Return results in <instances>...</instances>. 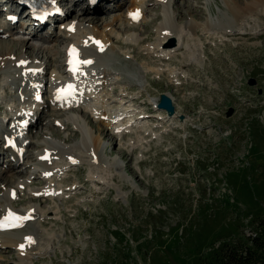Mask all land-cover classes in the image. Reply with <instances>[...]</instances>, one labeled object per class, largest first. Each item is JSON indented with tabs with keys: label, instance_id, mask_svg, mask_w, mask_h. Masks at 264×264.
I'll return each mask as SVG.
<instances>
[{
	"label": "rangeland",
	"instance_id": "374dc122",
	"mask_svg": "<svg viewBox=\"0 0 264 264\" xmlns=\"http://www.w3.org/2000/svg\"><path fill=\"white\" fill-rule=\"evenodd\" d=\"M54 1L65 12L64 20L37 28L23 12L13 26L23 38L30 33L54 37L47 49H39L3 36L9 28L8 10L17 7L0 0V67L5 59L14 60L18 52L36 68H44L46 72L36 75L38 80L61 79L65 76L62 55L68 44L72 42L82 51L91 45L84 38L79 46L77 38L65 33L66 23L81 30L79 37L83 30L97 27L110 35V48L102 53L106 59L77 82L98 84L95 98L89 100H97L103 110H126L114 117L121 125L115 132L107 120L93 116L89 107L63 109L52 104L48 100L51 88L46 86L42 111L36 115L41 121L36 120L23 136L29 143L22 147L21 154L26 152L23 161L17 169L0 175V206L13 188L17 194L7 207L18 212L30 208L38 217L9 231L20 235L26 251L0 242V264H186L182 261L185 246H204L203 238L214 228L236 219V205L239 216L247 210L244 201H234L242 183L238 177H264V0L236 33L218 27L208 32L205 25L226 22V4L231 0H168L167 14L175 27L193 25L183 41L185 47L179 43L168 60L150 49L155 47L157 29L164 21L160 1L145 0L144 20L136 24L121 19L133 0H105L86 14L81 11L85 0ZM254 1L239 0V6ZM186 49L195 50L196 55H188ZM94 50L101 52L98 47ZM8 67L0 71L2 171L14 159L3 148L1 132L12 129L14 123L11 120L5 127V117L18 115L26 106L33 108L30 102H21L17 88L21 84L19 90L27 93L29 87H35L26 83L23 67L17 66L22 69L20 77L14 67L7 71ZM104 67L118 80L95 81L100 75L91 74L106 70ZM250 79L256 81L254 86L248 85ZM162 93L172 99L173 121L153 103ZM88 97L91 92L83 96L84 102L88 103ZM229 109L233 114L226 117ZM127 118L132 122L121 124ZM116 121L110 124L118 127ZM83 122L87 137L78 128ZM95 139L104 167L101 174L92 165L97 156L89 158ZM45 147L61 156H53L43 167L38 157ZM69 158L75 162L67 163ZM48 169L51 171L42 172ZM225 204L231 206L229 213L217 212ZM243 229L249 234L248 226Z\"/></svg>",
	"mask_w": 264,
	"mask_h": 264
},
{
	"label": "bare ground",
	"instance_id": "6f19581e",
	"mask_svg": "<svg viewBox=\"0 0 264 264\" xmlns=\"http://www.w3.org/2000/svg\"><path fill=\"white\" fill-rule=\"evenodd\" d=\"M43 1H47V2H50L51 0H43ZM86 1V0H85ZM104 1V0H103ZM159 1H160V3H159ZM168 0H157V3H159V4H161L162 5V7H163V9H164V14H163V18H164V21L162 22V24L159 26V28L157 29V35H158V39L156 40L155 39V47H151L150 49H152V51L154 50V51H156L157 53H158V57L160 58V59H163V60H168L170 57H172V55H175L174 54V52L176 51V48L179 46V43H181V45H182V47H185V44H184V39H185V36H187L188 34H190V32H192V30H193V25L192 24H189V25H185V26H181V27H175V25L173 24L174 23V20H173V23H172V19L170 18V16L167 14V10H168V8H167V6H166V2H167ZM170 1V0H169ZM168 1V2H169ZM262 1L263 0H257V1H254V2H250L249 4H245L244 6H239V0H231L230 2H226L227 4H226V9H227V14H228V16L226 17V18H229L226 22L224 21V20H221L220 22V24L218 25V24H216V25H211V24H205L206 25V27H207V31L208 32H212L213 31V28H215L216 29V27H218V29H232L231 31H233V33H236V32H240L242 29H241V24L243 23L242 21L248 16V15H252V13H254L256 10H258V8H259V6H260V4L262 3ZM145 2V0H133L132 1V6H131V8L130 9H128L127 10V15H125L124 16V18L122 17L121 19H122V22L123 23H125V22H127V23H132V24H134L133 23V19H131L130 17H129V13H131V12H135L137 9H139V11H140V16H141V18L143 19L144 17H143V13H144V3ZM150 2V1H149ZM167 2V3H168ZM87 3V2H86ZM153 3H155V2H153ZM156 3V4H157ZM174 3H176V2H174ZM79 4V2L77 1V3L75 2L73 5H78ZM167 5H169V4H167ZM241 5V4H240ZM175 6V5H174ZM172 7V6H171ZM177 9V8H176ZM176 9H174V10H176ZM81 11L83 12V13H89V11H90V9H89V6L88 5H86V6H82L81 7ZM147 11V10H146ZM66 15V14H65ZM64 15V16H65ZM175 15V14H174ZM13 16V15H12ZM14 17V16H13ZM172 17V16H171ZM64 17H62V19H63ZM121 19H119L120 21H121ZM141 19V20H142ZM174 19V18H173ZM64 20V19H63ZM144 20V19H143ZM118 21V20H117ZM223 22V23H222ZM33 23V22H32ZM69 23L70 22H67L66 23V25L64 26V29H65V33L69 36V37H71V38H73V39H75L76 40V38H77V43H79V46H80V41L81 40H83L84 38H88V41L89 40H91V42H93V43H91L92 44V46L93 47H89V49L87 50H85V51H81V50H79L78 49V47H73V46H68L67 47V49H66V51L63 53V55H62V58H63V60H62V63L64 64V66H66V67H69V66H71L72 64H70L69 63V61L70 60H72L73 61V57L74 56H76L77 55V53H76V51H75V53L72 55V56H70L69 55V51H70V49H72V47L73 48H76L77 49V52H78V58L80 59V60H87L88 59V57H87V55L88 56H90V57H93L94 58V60H90L91 61V63H87V64H80V65H78V68H84V69H86V68H92L93 66H96V64H99V63H101L102 61H104L105 59H106V57H105V55L104 54H102L103 53V50L105 49V48H107V49H109L110 48V46H109V44H110V42H109V40H110V35L109 34H106V33H104L103 31H100V30H98L97 29V27L95 28V27H92V28H89V29H85L86 31H82V33L84 34L82 37H79V36H81L80 34H78V31L80 30V29H77L75 26H72L71 27V31L69 30V28L70 27H67L68 25H69ZM121 24V23H120ZM111 29V28H110ZM114 29V28H113ZM81 31V30H80ZM79 31V32H80ZM112 31V30H111ZM207 31H206V33H207ZM215 31V30H214ZM213 31V32H214ZM114 32V31H113ZM212 32V33H213ZM108 33V32H107ZM3 34H6V36H9L10 38H13V40H15V41H17L16 43H18V44H20L21 46H25V45H27V46H29V47H38L39 49H41V48H48L49 46H50V44H52V42H53V38L54 37H52L51 35L50 36H41V35H38L37 33H33V34H29L28 35V37H25V38H23V37H20V35H24V34H20V32L19 31H16L14 28H12V27H9L8 28V30H6V31H4L3 32ZM239 34H241V33H239ZM208 35H209V33H208ZM214 35V34H213ZM3 36H5V35H3ZM54 36H56V34L54 35ZM133 36V35H132ZM130 37V36H129ZM131 38V37H130ZM172 38H177V40H175L176 41V45L174 46V47H172V48H167V47H165L166 46V44H167V42L169 41V39H172ZM249 38H251V37H249ZM133 40V39H132ZM74 41V40H73ZM99 42V45L101 46V47H98V48H100L101 49V52H99V53H97L96 52V50H94L95 48H96V45L97 44H94V43H96V42ZM134 41V40H133ZM14 42V41H13ZM76 42V41H75ZM3 43V42H2ZM8 44H10V43H8ZM23 44V45H22ZM4 45H6L5 43H4ZM8 46V45H7ZM10 46V45H9ZM48 46V47H47ZM108 46H109V48H108ZM227 46V45H226ZM22 49V48H21ZM187 50V49H186ZM17 51V50H16ZM38 51H40V50H38ZM26 52V51H25ZM24 52V53H25ZM187 53H188V55L190 54L191 56L192 55H196L195 54V50H187L186 51ZM15 55H16V57H15V59L14 60H9V59H5L2 63H3V66H2V68L0 67V71L1 70H5V68H7L8 66V69H7V71L10 69V67H11V69L14 67V71H16L17 73H18V75H19V77H20V70H22V69H20V68H17V66H19V65H23V64H21V61H26V59L27 58H25L24 56H20V54L18 53V52H15L14 53ZM28 54V53H27ZM26 54V55H27ZM104 55V56H103ZM186 55V54H185ZM187 56V55H186ZM190 58V57H189ZM192 58H194L195 59V57H192ZM198 58V57H197ZM196 58V59H197ZM192 60V59H191ZM189 61H190V59H189ZM35 62V61H34ZM55 65V64H54ZM53 65V66H54ZM56 66V65H55ZM63 66V67H64ZM29 67H33V68H36V67H34V66H31V65H27L26 67H23V68H29ZM65 68V67H64ZM105 68V67H104ZM146 68V67H145ZM157 68V67H156ZM106 70H102V71H100V72H97L96 74H92V76H94V75H100L99 77H97V78H95L94 80L96 81V79H103V82L102 83H104V82H106V81H109V80H111V81H114V80H118V76H115L114 74L112 75V73L111 72H109V71H107V68H105ZM147 69V68H146ZM150 69V68H149ZM169 69V68H168ZM13 70V69H12ZM148 70V69H147ZM152 70H154V69H152ZM170 70V69H169ZM178 70V69H177ZM94 71V70H93ZM160 71L161 70H159L158 68L156 69V72L158 73H160ZM39 72V71H38ZM57 72V71H56ZM73 71H71V72H69V73H72ZM1 73H5V72H1ZM40 73V72H39ZM164 74V73H163ZM158 75V74H157ZM26 76H29V75H26ZM168 77V76H167ZM169 77H172V76H169ZM61 79H64V77L63 78H61ZM169 79V78H168ZM172 79V78H171ZM17 82H18V80H16ZM19 81H21V80H19ZM54 81H56V80H54ZM69 81V80H68ZM67 81V82H68ZM202 81V80H201ZM101 82V81H100ZM172 82V81H171ZM26 83H28V82H26ZM25 83V84H26ZM46 83V82H45ZM116 83H118V82H116ZM115 83V84H116ZM55 84H57V83H55ZM60 86H64V85H60ZM204 87V86H203ZM35 95H38V94H35ZM166 95H168V94H166ZM169 96V95H168ZM29 101L32 103V105H37L38 106V109H39V107H40V105L38 104V103H35L34 101H33V99L30 97L29 98ZM156 102H158V100H154V102L153 103H155V105H156ZM90 108L89 109V112L91 111V114L93 115V116H97V117H99V119L101 120L102 118V115L105 117V119L103 120V121H105V120H107V124L108 125H110L111 127H110V130H116V127H113L111 124H110V121H112V118H113V115L114 114H116V110H113V111H110V110H106V109H104V110H102V106L101 105H98V102H97V100H94L93 102H91V103H89L88 104V106L86 107V108ZM38 109H37V111H38ZM95 110H97L98 112H94ZM124 110H126V109H124ZM124 110H119V113H121V112H124ZM36 111V112H37ZM36 112H35V114H36ZM86 115V114H85ZM90 116V114H88V117ZM101 116V117H100ZM40 117L41 116H39L38 117V119L36 118V120H37V123L38 122H40L41 121V119H40ZM93 118V117H92ZM176 118V114L174 115V116H172V117H170V118H167L169 121H173L174 119ZM133 119H134V117H133ZM36 120H35V122L33 123V122H29V124H32V125H35V123H36ZM130 122H132L131 121V119H125V120H123L122 122H121V124H125V125H127V124H129ZM116 123L119 125V126H121L120 125V123L119 122H117L116 121ZM76 124V123H75ZM83 125H80V126H78V125H76V127L78 126V128L80 127L82 130H84L86 133H85V136L87 137L88 135V133L89 132H87L86 130H85V128L83 127V126H86V125H84V122L82 123ZM87 124V123H86ZM32 125H30V126H32ZM107 126V125H106ZM151 129V128H150ZM103 130H105L104 128H103ZM29 131H30V129H29ZM146 132V131H145ZM91 133V132H90ZM13 134V133H12ZM12 134L10 135L11 137H12ZM8 137V136H7ZM91 139H92V137H91ZM12 138H10L9 140H8V142L9 143H12ZM34 141V140H33ZM93 142H94V144H93V146H94V149L93 150H90L89 151V153H90V156H89V158H96V156H97V145L99 144L98 143V140H92ZM4 143H6V140L3 138V144ZM32 143H34V142H32ZM46 145V144H45ZM43 146V145H42ZM83 146H84V148H85V150H89V147H87V146H85V144H83ZM3 148L6 150V151H9L12 155H14L15 153H14V148L9 144L8 146H3ZM47 150H53L52 148H50V147H46V149L44 150L43 149V151L39 154V157L38 156H36V158H35V161H36V159H37V157H38V160H39V162H41V161H43V160H41V157H43V156H45V155H49L50 157H51V151L50 152H48ZM47 151V152H46ZM53 152V156H55V155H57V156H61V155H58V153H55L54 151H52ZM27 153H28V151H27ZM61 153V152H60ZM59 153V154H60ZM63 153H65V152H63ZM62 153V154H63ZM69 153V152H68ZM70 155V154H69ZM94 157H93V156ZM52 156V157H53ZM65 156H66V154H65ZM27 157H31V156H27L26 155V158ZM71 157V156H70ZM71 158H73V156L71 157ZM76 158V157H75ZM62 159V158H61ZM64 159V158H63ZM66 159V158H65ZM70 159V158H69ZM97 161H95V163H92V165H95L96 167H94V171H95V173H96V171H98V174H101L102 173V170H103V164L99 161L100 159L98 158V156H97ZM68 160V159H67ZM23 161V160H22ZM101 161H102V159H101ZM14 162V163H13ZM70 162V160H68V162L67 163H69ZM64 163V162H63ZM62 163V164H63ZM66 163V162H65ZM104 163V162H103ZM17 165H20V158H18V157H16L15 155H14V159H11L10 161H9V163L7 164V166L3 169V171H2V169H0V175L2 176V175H4V174H7V173H10V172H12L14 169H17L18 167H16ZM41 165L43 166V167H45V166H47L48 164L47 163H41ZM65 165V164H64ZM63 165V166H64ZM67 165V164H66ZM70 165V164H69ZM43 169V168H42ZM45 169V168H44ZM42 171V170H41ZM45 171H48V172H50L51 170L50 169H48V170H43L42 172H45ZM94 173V172H93ZM41 174V173H40ZM47 173H44V176H47L46 175ZM10 175V174H9ZM12 175V174H11ZM91 177L93 176L92 174L90 175ZM5 177V176H4ZM12 177V176H11ZM97 178L99 177V176H96ZM2 178V177H1ZM105 179V178H104ZM10 180V179H9ZM51 182V181H50ZM23 184V183H22ZM19 185H21V184H19ZM18 184H17V187L19 186ZM9 194H10V189H9V191H8V194H6V200H5V204H2L1 206L3 207V209H2V213L3 212H5V213H7L9 210L6 208V206L9 204V203H11V200L9 199ZM0 206V207H1ZM1 213V214H2ZM17 214H19V215H21V216H27L28 218H30L31 220L32 219H35V218H37L38 217V215L36 214V212H35V210H33V209H30V208H27V210L26 211H24V212H17ZM20 237V235H15L13 232H1L0 233V239H1V243L3 244V245H6V246H14V247H17V248H20L19 250H22V251H26L27 250V247L25 246L26 245V243H25V245H24V240L22 239V238H19ZM36 244H37V242H36ZM35 244V245H36ZM1 245V244H0ZM21 245H23V248H21ZM42 246H44L43 244H42ZM30 248H33V246H31ZM29 253V252H28Z\"/></svg>",
	"mask_w": 264,
	"mask_h": 264
},
{
	"label": "trees",
	"instance_id": "16d2710c",
	"mask_svg": "<svg viewBox=\"0 0 264 264\" xmlns=\"http://www.w3.org/2000/svg\"><path fill=\"white\" fill-rule=\"evenodd\" d=\"M238 181L242 183L239 195H234V201H244L247 210L239 216L236 205V219L225 220L219 228H214L203 238L205 243L202 241L201 244L204 246H185L182 257L184 263L264 264V177L254 180L251 177L246 180L245 177L239 176ZM230 207L225 204L216 209L217 212L229 213ZM244 220H248L246 224ZM245 226L249 227V234L244 232ZM115 237L118 238L116 235Z\"/></svg>",
	"mask_w": 264,
	"mask_h": 264
},
{
	"label": "snow or ice",
	"instance_id": "6c2138e0",
	"mask_svg": "<svg viewBox=\"0 0 264 264\" xmlns=\"http://www.w3.org/2000/svg\"><path fill=\"white\" fill-rule=\"evenodd\" d=\"M129 17L133 20H138L140 17V11L139 9H137L135 12H131L129 13ZM69 30L71 31V27L69 28ZM97 45L99 46V42H96ZM75 53V49H70L69 51V55L72 56ZM24 62L21 61V64H23ZM70 64L73 63L72 60L69 61ZM79 63H91V61H77L76 65L71 69L74 73L78 70V65ZM73 91V85L69 84L67 85L66 89H60L59 92H64L66 95H71ZM47 175V174H46ZM28 217H19V216H15L12 212H9L8 215L4 218L3 222H0V227H3L5 224H9L10 226H18L15 222L16 221H20L22 219H27ZM29 242H31L30 238H29ZM21 248H23V245H21Z\"/></svg>",
	"mask_w": 264,
	"mask_h": 264
},
{
	"label": "water",
	"instance_id": "95a60500",
	"mask_svg": "<svg viewBox=\"0 0 264 264\" xmlns=\"http://www.w3.org/2000/svg\"><path fill=\"white\" fill-rule=\"evenodd\" d=\"M173 46H175V40L172 38L169 40L168 44H166V47H173ZM255 84L256 81L254 79H250L248 82L249 86H254ZM157 109L166 111L168 117H172L174 115V106L172 104V100L166 94L160 95L159 102L157 104ZM232 114H233V109H229L226 114V117H230ZM179 119L182 120V117H179Z\"/></svg>",
	"mask_w": 264,
	"mask_h": 264
}]
</instances>
